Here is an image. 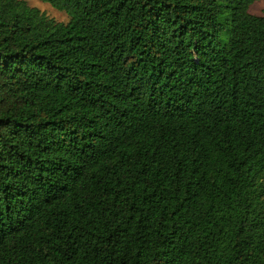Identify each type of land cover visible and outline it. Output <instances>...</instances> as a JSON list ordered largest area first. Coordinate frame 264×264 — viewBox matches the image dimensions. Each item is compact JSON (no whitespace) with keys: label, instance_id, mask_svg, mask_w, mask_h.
<instances>
[{"label":"trees","instance_id":"obj_1","mask_svg":"<svg viewBox=\"0 0 264 264\" xmlns=\"http://www.w3.org/2000/svg\"><path fill=\"white\" fill-rule=\"evenodd\" d=\"M0 0V264H264L259 0Z\"/></svg>","mask_w":264,"mask_h":264},{"label":"rangeland","instance_id":"obj_2","mask_svg":"<svg viewBox=\"0 0 264 264\" xmlns=\"http://www.w3.org/2000/svg\"><path fill=\"white\" fill-rule=\"evenodd\" d=\"M28 3V5L32 8H36L40 10L42 13L46 14L49 18L60 22V23H68L69 17L66 13L59 12L55 10L52 6L47 3H44L40 0H23ZM264 10V0H259L250 10V12L254 15H262Z\"/></svg>","mask_w":264,"mask_h":264}]
</instances>
